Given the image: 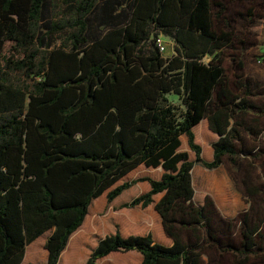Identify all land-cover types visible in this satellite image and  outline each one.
<instances>
[{"label": "trees", "instance_id": "1", "mask_svg": "<svg viewBox=\"0 0 264 264\" xmlns=\"http://www.w3.org/2000/svg\"><path fill=\"white\" fill-rule=\"evenodd\" d=\"M229 10L0 0V264H23L47 232L45 264H203L205 240L232 264H264V96L225 67L237 61ZM224 160L250 204L237 247L219 241L233 222L192 186L195 164Z\"/></svg>", "mask_w": 264, "mask_h": 264}, {"label": "rangeland", "instance_id": "2", "mask_svg": "<svg viewBox=\"0 0 264 264\" xmlns=\"http://www.w3.org/2000/svg\"><path fill=\"white\" fill-rule=\"evenodd\" d=\"M222 1L230 7L228 18L231 20V25L238 37V40L235 41L237 51L233 50L237 61L234 62L227 59L225 63L228 74L231 79H233L235 74H243L245 80H250L254 92L259 96H264V65L258 63L261 56H264V26L258 27L261 24V18L264 17V10H260L257 7L258 5L264 7V0ZM252 2L255 4H252ZM252 7H255V14H258L261 18L248 15V10ZM242 40L244 42L243 45L238 43ZM164 41L166 43L164 57L168 58L175 55L174 42L169 38H164ZM59 44L60 41H57L56 45ZM250 44L252 47L249 48ZM209 60L210 58L207 56L203 59L205 63ZM238 62H243L244 64L242 71L236 69ZM167 99L171 104L179 108L178 112L184 110L177 95L168 94ZM259 138L261 142H264V131H262ZM258 168L264 171V160L258 163ZM191 177L195 193L208 195L221 219L225 222H233L232 228H226L225 226L219 228L223 232H220L219 241L224 246H226V243H230L237 247L241 239L239 233L241 216L249 209L250 204L235 187L229 162L224 160L220 167L213 170H208L199 164H195L191 171ZM49 234L50 232L43 234L33 243L26 246L23 264L46 263L45 240ZM182 236L186 241H193L192 232L183 231ZM204 243L203 264H232L233 257L231 252L225 251L218 254L214 248L210 247V241L205 240ZM253 264L261 263L258 259H254Z\"/></svg>", "mask_w": 264, "mask_h": 264}, {"label": "built area", "instance_id": "3", "mask_svg": "<svg viewBox=\"0 0 264 264\" xmlns=\"http://www.w3.org/2000/svg\"><path fill=\"white\" fill-rule=\"evenodd\" d=\"M164 38L162 35H158L155 43L157 45V47L159 48V51L164 54L166 51V43L164 41ZM259 64H264V56H261V58L258 60Z\"/></svg>", "mask_w": 264, "mask_h": 264}, {"label": "crops", "instance_id": "4", "mask_svg": "<svg viewBox=\"0 0 264 264\" xmlns=\"http://www.w3.org/2000/svg\"><path fill=\"white\" fill-rule=\"evenodd\" d=\"M258 7V6H257ZM256 12V11H255ZM260 26H258V27H261V26H264V19H261V24H259ZM259 35H260V33H259ZM259 35L257 36V39H258V37H259ZM242 42H243V40H242ZM244 43V42H243ZM250 47H252V45L250 44L249 45V48ZM150 225V224H149Z\"/></svg>", "mask_w": 264, "mask_h": 264}]
</instances>
